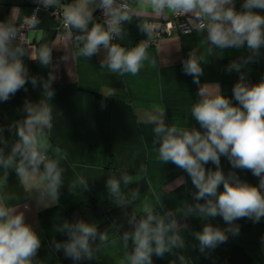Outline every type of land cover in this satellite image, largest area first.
Wrapping results in <instances>:
<instances>
[{
  "label": "clouds",
  "instance_id": "obj_1",
  "mask_svg": "<svg viewBox=\"0 0 264 264\" xmlns=\"http://www.w3.org/2000/svg\"><path fill=\"white\" fill-rule=\"evenodd\" d=\"M35 9L22 24L6 18L0 20V103H7L30 85L39 90V99L26 97L17 108L18 118L0 123V264H40L43 241L36 227L26 218L21 206H11L14 198L2 189L14 174L44 208L59 202L63 188L62 160L51 156L40 139L53 127L51 102L56 95L58 61L53 49L45 44L38 48L27 40V33L40 24L39 9H59L62 26L78 44L77 56L91 60L101 56L99 67L120 75H137L145 63L155 67L157 61L148 54L149 42L157 25L146 17H188L195 30L206 33L200 47L191 48L182 60V71L191 76L197 87V99L191 108V120L199 127L169 123L166 110L151 116L154 124L153 146L161 165L172 164L185 176L179 177L184 188L182 202L169 207L163 202L141 199L139 186L131 187L127 170L105 180L106 196L117 208L139 202L127 214V229L120 238L127 264H154V257L165 259L177 254L185 264L188 250L207 258L230 238L239 237V220L258 224L264 220V75L251 82V65L264 58V0H33ZM99 11L100 16L95 15ZM146 39L133 47L115 43L126 35L125 25H132ZM236 50L224 72L235 73L231 96L218 83L201 82L205 66L215 51ZM223 58V57H222ZM26 61H35L47 70L46 76L33 74ZM101 108L106 105L101 102ZM222 158L230 165L225 171ZM66 159V157H65ZM211 165V166H209ZM141 172L145 171L141 166ZM239 172H250L257 183H250ZM35 181V182H33ZM191 187H188V184ZM71 187L86 193L90 181L79 176ZM190 197V199H188ZM31 197L23 209L30 207ZM201 222L199 230L189 231L190 219ZM221 218L224 226L212 223ZM53 235L48 242L54 253H62L72 264L96 261L94 255L109 236L85 219H67L56 214ZM185 233V234H182ZM191 237V240L189 239ZM191 241H195L192 243ZM264 251V236L260 238Z\"/></svg>",
  "mask_w": 264,
  "mask_h": 264
},
{
  "label": "crops",
  "instance_id": "obj_2",
  "mask_svg": "<svg viewBox=\"0 0 264 264\" xmlns=\"http://www.w3.org/2000/svg\"><path fill=\"white\" fill-rule=\"evenodd\" d=\"M240 3L242 0L237 2L238 8ZM35 7L33 0H0V20L9 17L20 24L26 15L33 13ZM36 14L41 22L36 31L27 34L28 41L35 48L41 44L50 46L54 60L59 64L58 79L54 84L56 95L51 102L53 127L46 130L40 139L49 148L51 156L62 160L63 188L59 202L48 208L36 201L34 192L30 191L31 185L21 184L14 174L10 175L2 191L14 197L10 205L21 206L28 221L40 233L43 241L38 254L40 264H62L66 260L63 254L54 253L48 246L53 235L58 240L66 238L53 233L56 214L65 218L68 209L90 199L101 204L104 211L115 208L107 199L105 180L113 175L119 176L121 170L129 172L133 182L131 187L139 186L141 199L147 197L153 203L159 201L169 207H176L182 202L185 193L184 188L179 186L178 178L186 174L172 164L164 166L157 162L152 143L154 124L150 119L157 110H166L169 123L182 124L191 120L198 86L191 76L183 73L182 60L191 48L200 47L206 33L200 31L186 36L174 33L149 46V56L157 61L155 67L145 63L135 76L127 73L120 75L100 68L99 55L91 60L78 57L77 43L68 37H55V23L50 14L43 9ZM146 19L155 22L157 17L148 15ZM124 27V39H117L115 43L130 48L146 39L138 32L135 21ZM240 54L236 50L224 52L217 49L213 61L205 66L201 82L218 83L223 93L230 97L237 76L224 72V68ZM26 63L33 74L47 75V70L35 61ZM250 67L251 82H258L264 75V58ZM28 88L27 93L21 90L7 103H0V123L7 124L18 118L17 108L26 97L33 101L39 99V90H33L30 85ZM101 102L106 107L101 108ZM190 125L199 127L194 120L190 121ZM222 165L225 171L230 167L223 158ZM141 166L145 171L141 172ZM239 174L250 183L258 182L250 172ZM79 176L90 181V191L84 193L71 187L72 181ZM2 177L3 172L0 171ZM188 187H191L190 181ZM27 197H31L30 207L25 210L22 205ZM136 207H139V202ZM188 223L189 231L201 228L197 219H190ZM212 223L224 226L221 218ZM238 223L241 225L239 237L230 238L207 258L191 250L180 253L185 255V263L264 264V251L260 245V238L264 236V220L258 224L247 220H239ZM128 251L130 249H124L121 239L113 238L94 255L101 264H127ZM179 263L178 255L163 260L154 257V264Z\"/></svg>",
  "mask_w": 264,
  "mask_h": 264
},
{
  "label": "trees",
  "instance_id": "obj_3",
  "mask_svg": "<svg viewBox=\"0 0 264 264\" xmlns=\"http://www.w3.org/2000/svg\"><path fill=\"white\" fill-rule=\"evenodd\" d=\"M254 177V176H253ZM256 178V177H254ZM257 179V178H256ZM137 205L134 204L131 207L127 208H113L108 211H104L101 204L97 203L95 200H88L78 204L65 212V218L74 219L77 216L85 219L87 222L97 227L100 232H106L109 236V240L106 244L100 246L103 247L109 243L113 238H120V233L122 230L127 229V214H130L132 209ZM174 255H169L165 258H172ZM62 264H72V261L69 259L63 260ZM85 264H101L99 260L85 262ZM180 264V263H179ZM186 264V263H185Z\"/></svg>",
  "mask_w": 264,
  "mask_h": 264
},
{
  "label": "built area",
  "instance_id": "obj_4",
  "mask_svg": "<svg viewBox=\"0 0 264 264\" xmlns=\"http://www.w3.org/2000/svg\"><path fill=\"white\" fill-rule=\"evenodd\" d=\"M66 0H64L65 2ZM239 0H237L238 2ZM47 11L55 23L54 35L57 38L68 37L66 30L62 26V19L59 9H44ZM96 15L99 17L100 13L97 11ZM23 21L20 23L22 24ZM157 25V30L153 33V40L149 42V45H155L160 40H163L172 34L176 33L180 36H186L194 34L198 31L195 30L193 22L184 16H174L169 12L165 17H157V20L153 22ZM19 25V24H18ZM29 33V32H28ZM27 33V34H28ZM69 38V37H68ZM70 39V38H69ZM28 40V38H27ZM73 42L77 43L75 39H71ZM115 42V41H114ZM35 47L33 44H31Z\"/></svg>",
  "mask_w": 264,
  "mask_h": 264
}]
</instances>
